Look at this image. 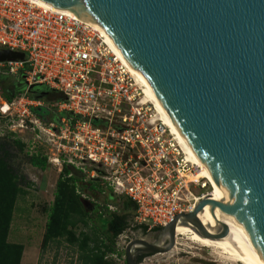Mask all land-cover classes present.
<instances>
[{"label": "water", "instance_id": "water-1", "mask_svg": "<svg viewBox=\"0 0 264 264\" xmlns=\"http://www.w3.org/2000/svg\"><path fill=\"white\" fill-rule=\"evenodd\" d=\"M97 27L121 50L174 121L225 196L206 194L177 215L158 240H131L138 255L165 254L178 224L223 239L198 213L215 203L237 219L264 261V0H33ZM25 54L0 49V61Z\"/></svg>", "mask_w": 264, "mask_h": 264}, {"label": "built area", "instance_id": "built-area-1", "mask_svg": "<svg viewBox=\"0 0 264 264\" xmlns=\"http://www.w3.org/2000/svg\"><path fill=\"white\" fill-rule=\"evenodd\" d=\"M0 49L25 54L0 61V74L19 77L26 91L41 85L66 97L52 105L60 122L46 123L34 112L42 100L26 92L7 102L0 94V117L10 118L11 131L39 130L57 145L48 162L60 172L73 166L101 179L134 202L133 221L148 230L192 212L208 194L204 179H190L196 167L97 27L33 0H0Z\"/></svg>", "mask_w": 264, "mask_h": 264}, {"label": "trees", "instance_id": "trees-1", "mask_svg": "<svg viewBox=\"0 0 264 264\" xmlns=\"http://www.w3.org/2000/svg\"><path fill=\"white\" fill-rule=\"evenodd\" d=\"M25 83L17 76L0 74V94L12 102L27 92L32 99L45 102L44 107L34 112L46 123H59L61 116L52 107L63 102V93L41 85L26 91ZM54 102V103H52ZM13 133L0 135V264H21L24 247L8 240L18 201L31 187L15 160L23 154L25 145L14 139ZM26 162L45 171L48 157L41 153L23 154ZM83 195L86 198H83ZM119 196V195H118ZM122 198V213L111 210ZM134 202L126 196L117 197L110 187H105L99 178L87 179L84 173L64 165L55 191V200L47 209V223L42 241L43 254L55 243L66 242L74 247L79 264H112L110 255L116 253V239L127 229L146 232L148 227L134 223ZM129 212V213H127ZM160 231L161 228H154ZM145 255L136 260L141 263Z\"/></svg>", "mask_w": 264, "mask_h": 264}, {"label": "rangeland", "instance_id": "rangeland-1", "mask_svg": "<svg viewBox=\"0 0 264 264\" xmlns=\"http://www.w3.org/2000/svg\"><path fill=\"white\" fill-rule=\"evenodd\" d=\"M54 103V102H52ZM10 118L0 117V133L4 136L13 133L14 139H19L24 145V153H41L48 158L57 153V145L49 143L44 134L39 130H10ZM23 154H19L15 160L26 179L31 183L28 193L18 201L14 220L11 226L8 240L12 243L22 244L24 254L21 264H79L78 255L74 247L66 242L53 244L49 250L41 253L42 241L47 223V209L55 200V191L60 178L58 165L49 164L45 171L34 168L26 162ZM195 193L202 190L195 188ZM210 191V188L204 193ZM117 195V194H116ZM117 197H121L118 196ZM122 198L117 204L112 205L114 211L122 213ZM129 213V212H127ZM158 230H147L143 232L138 229H127L116 239V253L109 256L112 264H127L126 246L134 239H144L149 242L158 240ZM180 236L176 250L165 254H150L142 258L140 264H235L229 260L220 258L213 250L202 247ZM140 255L137 256V258Z\"/></svg>", "mask_w": 264, "mask_h": 264}, {"label": "bare ground", "instance_id": "bare-ground-1", "mask_svg": "<svg viewBox=\"0 0 264 264\" xmlns=\"http://www.w3.org/2000/svg\"><path fill=\"white\" fill-rule=\"evenodd\" d=\"M103 34L105 35L107 42L111 45L114 51L127 65L130 72L137 80L138 84L142 86L144 90L143 92L145 95V100L154 105L158 116L164 122V124L172 131L173 135L175 136V140L184 150L188 161L192 162L196 167V171L190 176V179L196 181V183L199 182L201 179H204V182H206V185H208V187L210 188V191H208V193H210L212 198L222 202L224 205L228 204L227 199L211 177L210 173L208 172L196 152L185 141L172 118L162 107L159 101L155 98V96L153 95L149 87L146 85L140 74L135 71L127 62L123 52L114 46V44L111 42V40L107 37L105 33ZM198 218L201 223L211 232H214L221 225H226L229 229V234L223 239L212 240L200 235L199 233L194 231L191 226L178 224L175 230L176 245L173 250H176V246H178V238L180 236H184L186 237L185 239H187L188 241L200 245L202 247L209 248L213 250L220 258H223L224 260H229L235 264H264V261H262L256 250L246 237L238 220L232 219L225 215L223 212L220 211V209H218L215 203L209 204L205 209L198 213Z\"/></svg>", "mask_w": 264, "mask_h": 264}, {"label": "flooded vegetation", "instance_id": "flooded-vegetation-1", "mask_svg": "<svg viewBox=\"0 0 264 264\" xmlns=\"http://www.w3.org/2000/svg\"><path fill=\"white\" fill-rule=\"evenodd\" d=\"M161 230H162V229H161ZM161 230H160V232H161ZM160 232H159V233H160ZM140 256H141V255H140Z\"/></svg>", "mask_w": 264, "mask_h": 264}]
</instances>
